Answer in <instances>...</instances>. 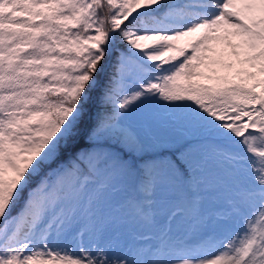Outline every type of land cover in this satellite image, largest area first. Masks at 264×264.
I'll list each match as a JSON object with an SVG mask.
<instances>
[{
	"label": "snow or ice",
	"instance_id": "snow-or-ice-1",
	"mask_svg": "<svg viewBox=\"0 0 264 264\" xmlns=\"http://www.w3.org/2000/svg\"><path fill=\"white\" fill-rule=\"evenodd\" d=\"M0 264H264V0H0Z\"/></svg>",
	"mask_w": 264,
	"mask_h": 264
},
{
	"label": "bare ground",
	"instance_id": "bare-ground-1",
	"mask_svg": "<svg viewBox=\"0 0 264 264\" xmlns=\"http://www.w3.org/2000/svg\"><path fill=\"white\" fill-rule=\"evenodd\" d=\"M215 71L216 72H218V73H220L221 75H223V74H225L226 73V69H223V68H221V67H217L216 69H215ZM211 74V73H210Z\"/></svg>",
	"mask_w": 264,
	"mask_h": 264
}]
</instances>
